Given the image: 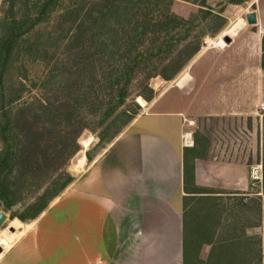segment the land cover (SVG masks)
Returning a JSON list of instances; mask_svg holds the SVG:
<instances>
[{"label": "trees", "instance_id": "1", "mask_svg": "<svg viewBox=\"0 0 264 264\" xmlns=\"http://www.w3.org/2000/svg\"><path fill=\"white\" fill-rule=\"evenodd\" d=\"M6 1L0 15V209L22 206L11 216L26 222L75 181L67 166L81 151L84 132L96 133L97 145L107 148L141 114L137 98L154 100L151 80H174L208 34L191 35L193 21L172 12L173 0ZM185 1L200 5L202 20L211 12L208 0ZM28 63L44 71L33 74ZM191 150H184L185 189L194 168ZM86 158H95L90 148ZM209 230L184 211V264L200 262L202 245L214 247ZM213 247L207 261L223 260Z\"/></svg>", "mask_w": 264, "mask_h": 264}, {"label": "rangeland", "instance_id": "2", "mask_svg": "<svg viewBox=\"0 0 264 264\" xmlns=\"http://www.w3.org/2000/svg\"><path fill=\"white\" fill-rule=\"evenodd\" d=\"M219 1L224 3L216 6ZM254 1L234 4L226 0H208L211 12L202 20L200 5L185 0H173L172 12L193 21L195 29L191 35L197 36L202 32L208 34L201 48V53L204 52L202 55L205 54L201 68L208 61L215 62L217 68H220L221 62L244 53L240 47L242 44L237 46L235 43V49L223 52L221 47L224 46H220L218 42L226 35L233 41L239 39L240 30L246 31V37L255 31V25L247 22V13L256 9ZM7 4L6 0H0V15L6 11ZM241 20L243 23L237 32L228 33ZM220 28L222 31L212 37ZM195 38L200 40V36ZM191 62L192 60L172 81L160 77L151 80L156 91L153 101L159 105L152 106L151 102L138 97L140 104L139 98L145 101V105L141 104V113L154 107L155 111L183 110L184 104L186 107L191 104L194 108L197 107L196 113H191L194 124L190 125L187 121V130L193 135V148L187 153V157L190 166L193 163L194 168L189 170L184 208L191 218L207 222L210 237L214 241V247L202 245L198 264H264V119L208 117L202 101L204 95H200L204 87H194L193 82L191 85L186 83L190 78ZM28 68L33 74L44 71V67L38 63H28ZM134 86L132 97L139 89L138 82ZM197 97L199 102L196 101ZM89 138L92 141L84 148L82 141ZM98 141L96 133L90 130L84 132L80 138L82 149L67 166V170L75 176V181L36 219L23 222L17 217L12 218V213L23 211L22 206H15L11 211L0 209L8 215L0 228V264H106L93 258L98 253V243L103 232L101 209L92 198L80 192L81 189L76 185L90 166L86 158L81 167L78 163L80 158L90 148L94 159H99L109 147L97 145ZM234 146L238 148L231 149ZM210 151L213 161L219 165L220 161L247 162L251 179L250 195H245V191L222 188L217 180L206 181L211 178V174L205 168L204 161L201 162L198 176L196 175V159L204 160ZM216 169L219 170L220 166L216 165ZM189 236L191 237V230ZM212 247L216 250L215 254H219L216 257L222 255L223 260L207 261Z\"/></svg>", "mask_w": 264, "mask_h": 264}, {"label": "crops", "instance_id": "3", "mask_svg": "<svg viewBox=\"0 0 264 264\" xmlns=\"http://www.w3.org/2000/svg\"><path fill=\"white\" fill-rule=\"evenodd\" d=\"M253 5L258 19L255 31L246 37V31L240 30L238 41L221 47L229 52L235 43L242 44L244 53L221 62L220 68L209 61L201 68L205 55L201 50L192 59L186 83L204 87L200 95H204L201 99L208 117L264 119V0H255ZM196 101H200L198 97ZM184 107L172 111H155L154 107L142 112L78 179L80 192L92 198L103 215L94 260L106 264H184V150L193 148L185 144L186 138L193 141L187 121L194 124L191 113L197 111L192 104ZM211 152L204 160L196 159V175L204 161L211 174L206 181L217 180L222 188L250 195L247 162L220 161L219 165Z\"/></svg>", "mask_w": 264, "mask_h": 264}, {"label": "water", "instance_id": "4", "mask_svg": "<svg viewBox=\"0 0 264 264\" xmlns=\"http://www.w3.org/2000/svg\"><path fill=\"white\" fill-rule=\"evenodd\" d=\"M223 3L224 1H219L215 5L220 6ZM247 22L250 25H256L258 23L257 14L255 11H250L249 13H247ZM223 39L228 44L232 42V38L230 36L226 35L223 37ZM7 218H8V215L5 212L1 211L0 212V228L3 226V223L6 221Z\"/></svg>", "mask_w": 264, "mask_h": 264}, {"label": "bare ground", "instance_id": "5", "mask_svg": "<svg viewBox=\"0 0 264 264\" xmlns=\"http://www.w3.org/2000/svg\"><path fill=\"white\" fill-rule=\"evenodd\" d=\"M242 23H243L242 20L236 22V23L232 26V28L228 31V33L234 32V34H235V33L237 32V30L240 28V25H241ZM225 43H226V42L224 41V39H223V40H220V41L218 42V44H219L220 46H226ZM139 101L141 102L142 105H145V101H144L142 98H139ZM91 141H92V138H89V139H85V140H83V141H82V144H83L84 148H87V147L90 145ZM85 159H86V155H83V156L80 158V160H79L78 163H79V165H80L81 167H82V165H83Z\"/></svg>", "mask_w": 264, "mask_h": 264}, {"label": "built area", "instance_id": "6", "mask_svg": "<svg viewBox=\"0 0 264 264\" xmlns=\"http://www.w3.org/2000/svg\"><path fill=\"white\" fill-rule=\"evenodd\" d=\"M189 138H186V140H185V144L188 146L193 145V141H190Z\"/></svg>", "mask_w": 264, "mask_h": 264}]
</instances>
